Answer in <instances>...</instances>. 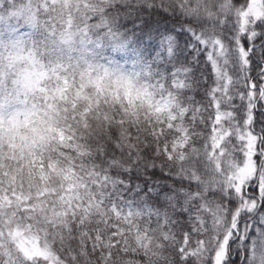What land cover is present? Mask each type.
I'll return each mask as SVG.
<instances>
[{
    "label": "snow or ice",
    "instance_id": "obj_1",
    "mask_svg": "<svg viewBox=\"0 0 264 264\" xmlns=\"http://www.w3.org/2000/svg\"><path fill=\"white\" fill-rule=\"evenodd\" d=\"M26 8L13 26L16 38L7 46L0 41V126L37 121L52 105L68 117L65 126L72 123L85 136L86 125L107 128V148L97 145L93 164L96 180H102L91 185L98 203L90 205L88 196L67 214L71 231L62 229L59 238L64 264H242L241 257L243 264H264V0H26ZM126 20L140 27L129 33ZM65 31L73 41L64 42ZM82 37L92 50L86 60L103 59L108 67L73 53ZM21 49L28 57L26 66L17 67ZM177 68L191 71L173 76ZM99 76L126 85L168 115L143 136L128 126L120 104L115 107L121 115L113 113L109 122L103 115L109 97L92 87L84 89L87 99L76 94L87 79ZM189 83L199 90V101L188 98ZM36 126L38 137L47 130ZM65 135L73 136L69 143L83 139L67 127ZM184 137L188 142L180 147ZM229 153L241 167L250 155L254 172L241 176L226 165ZM25 159L49 174L64 158L37 138ZM23 164L17 161L18 168ZM9 171L0 162V203L17 196L21 202L28 196V204L46 199L38 195L43 188L26 193L11 183ZM175 175L179 188L154 183ZM125 186L131 206L121 197ZM185 187L187 192L180 190ZM63 191L47 193L53 197L48 204ZM130 233L153 242L130 243ZM0 240L11 241V226ZM8 246L10 254L0 251V264L43 260H29L18 248L12 252L14 243Z\"/></svg>",
    "mask_w": 264,
    "mask_h": 264
},
{
    "label": "trees",
    "instance_id": "obj_2",
    "mask_svg": "<svg viewBox=\"0 0 264 264\" xmlns=\"http://www.w3.org/2000/svg\"><path fill=\"white\" fill-rule=\"evenodd\" d=\"M228 3H231V0H227ZM26 6V0H0V11L3 15V21L9 20L12 22H15L17 20V17L21 15L22 13L27 11ZM145 18H148L145 16ZM154 19L159 20L160 17L156 16ZM182 19H184L182 17ZM124 23L127 25V30L129 33L132 31H136L140 24L137 22L136 24H133L131 21H124ZM166 24L171 23V19L169 21L165 22ZM123 31V29H122ZM137 35H140V33L137 31ZM65 43H69L73 41V36L70 35L67 31H65L62 34L61 37ZM89 40H85L83 37L80 39L77 43L79 45H82L78 48H73V53L76 52L82 53L81 59L86 63H95L99 62V60H86V57L91 55L92 50L88 48L87 43H89ZM191 48V46H190ZM201 50L200 52H197L196 55L199 56L202 54ZM26 54V53H25ZM28 57V54H26V57H23L22 62H26ZM195 59V57H193ZM73 64L76 63L75 60L72 61ZM19 67V66H17ZM175 70H179L182 73V76L186 75L191 71V69L187 68H177ZM174 70V71H175ZM56 73H52V77L54 78ZM189 80H193L194 77L188 76ZM98 85V79L97 77L89 78L85 81V83L81 84V88L77 91L78 97H83L87 99V96L84 95V89L88 87H92L95 89V92L99 94L100 97L107 96L109 97V108L107 112H104V118L108 120L109 122H112L113 120V113H116L117 117L121 115L120 112L117 111L115 105L120 104L121 109H123V116L124 120L128 121V126L132 127L133 129H138L141 131L142 136L144 133H148V130L150 127H158L156 122H158V119L150 113L148 109H144L141 107H132L131 103L132 101H129L127 98L122 97L121 99L117 96L108 93V91H104L100 88ZM11 85H9V88ZM71 85L67 86L65 89H63L60 93H58L60 96L63 97V92L67 91L68 88H70ZM189 89L191 91L188 92V98L191 99L192 96H196L197 101H199V95H197V92L199 91L197 88L193 86L192 83H189L188 85ZM66 98V97H65ZM99 101H97L98 103ZM125 102L126 105L125 106ZM136 103L138 101H135ZM138 104H141V102H138ZM143 106V105H142ZM50 111L48 114H46L45 117L38 119L37 121H34L32 123H24L19 125L18 131H15L12 127L3 128L0 130V162L6 163L9 166L10 171L8 172L9 178L11 183L16 185H22L23 190L26 193H29L31 190L43 188L42 191L38 192V195L40 197H49L51 195L44 194V191L46 188L43 187L44 184L47 183L49 178L48 174L43 176V171H36V164L33 161L31 166H28L26 161V156L31 155L33 152V149L37 147V138H39L40 142L45 145H51V150L59 152L60 157H63L64 159L60 160V163L64 164L63 167H69L72 165L77 171V181L79 183H85V188L87 189L88 196H92V200L89 201L90 205L97 204L96 196L92 192L91 185L102 183V180L98 182L96 180V177L99 175L98 172L95 171L93 168V164L95 162V155H96V147L98 144L105 145V150L107 148V145L104 140V134L107 132V128L101 129L99 125H97L94 129L91 128L90 125H86L90 128V132L87 136L84 135L82 132H77V128L72 127V123H69L67 126H65L64 121L68 119V117L62 115L54 106L50 105ZM73 108L76 107L75 104L72 106ZM87 111V110H86ZM142 112H146L145 115ZM137 114V116H134ZM83 118V117H82ZM156 121V122H155ZM72 122H75L78 124V122L75 121V116L72 117ZM37 123H41L42 127H46V132L41 135L37 136L38 134V128ZM65 127L70 129L74 134L82 136V140H75L72 143H69V141L73 140V136H67L65 140H60L59 136V130H64ZM127 130V129H125ZM142 138V137H141ZM56 143H53V142ZM188 142V141H187ZM57 144H62L65 150L70 151H64L60 152L59 148L57 147ZM184 158V154L182 153V157L180 159ZM67 161L65 163L64 161ZM103 160V154H101L100 157L96 158V162L100 163ZM17 161H24V164L21 165V167H17ZM86 161V162H85ZM112 176L118 179L117 173L115 170L112 171ZM49 177L51 175L49 174ZM179 175H175L173 177H165V178H158L154 181V183L157 185V188L160 186H167V187H174L179 188V185L174 184V180H179ZM47 181V182H46ZM189 179L187 177L184 178V184H189ZM136 183H140L137 181ZM142 186V185H141ZM195 187V185H192ZM48 188V187H47ZM91 190V191H90ZM183 192H187V187L180 189ZM99 191V188L97 189ZM126 186L125 189H121V197L127 202L129 206L133 205V198L132 194H126ZM121 197H114L115 199H119ZM53 198V197H51ZM7 199V198H5ZM191 197H189V200ZM28 200V196L24 197V202H21V199L19 196L16 197V200L14 201H8L7 204L0 203V229H5L6 224L8 223V220H12L13 222H20V224L25 228L27 232H29L30 225H35V232L40 234L41 236H45L49 233V237L47 240H50L52 243V253L50 258L53 259L54 264H64V260L61 258L65 256L66 250L61 247L59 243V238L64 235L65 233L62 232V229L71 231V223L68 219L67 212H71L72 210H66V206L61 205L60 198L58 197L54 204L51 206L48 204L49 200L52 199H40L37 200L35 203L28 204L26 201ZM83 202V199H82ZM82 202L79 206H76L77 209L82 207ZM151 203V202H150ZM188 201H185V205H187ZM121 206H124L123 204ZM53 207L55 211L57 212L56 216H52V212H50V208ZM67 211V212H66ZM49 217L46 218L50 222H55L56 226H51L48 228V230L45 229V225L41 226L43 223L40 222L41 218H43V213H47ZM8 216V217H6ZM66 216V217H65ZM6 217V218H5ZM37 217H40V219H37ZM45 218V216H44ZM65 219L66 223H69L68 226L66 223H61L60 221L62 219ZM74 218V217H73ZM29 221H32L31 223ZM60 222V224H59ZM30 224V225H29ZM30 228V229H29ZM34 231V229L32 230ZM1 232V230H0ZM140 240H145L146 244L149 242H153L150 237H144L143 235H133L130 233L128 237V241L130 243H134ZM54 241L55 244H54ZM67 243V241H65ZM0 246L1 240H0ZM4 253V251H2ZM235 256V253H233ZM50 258L47 259V261H50ZM243 261V260H242Z\"/></svg>",
    "mask_w": 264,
    "mask_h": 264
},
{
    "label": "rangeland",
    "instance_id": "obj_3",
    "mask_svg": "<svg viewBox=\"0 0 264 264\" xmlns=\"http://www.w3.org/2000/svg\"><path fill=\"white\" fill-rule=\"evenodd\" d=\"M26 7V6H25ZM253 8L256 9V5H253ZM258 14H259V9H256ZM3 15L1 14L0 11V41L4 42V45L7 46L12 40H14L15 34L13 33V26H15L17 20L15 22L6 20L3 21ZM82 39V38H81ZM88 44V43H87ZM87 46V45H85ZM23 57H26V54L23 49L18 51L16 53V66H26L25 62H22ZM123 64V62H121ZM97 65H104L105 67H108L109 65L105 64V61L103 59L99 60L97 62ZM177 73H182L179 70L173 71L172 75L175 76ZM98 79V85L100 86L101 89L104 91H108V93L114 95L115 97H119L120 99L122 97L127 98L129 102L131 103L132 107H141L144 109H148L151 114H153L157 119L158 122L156 124L159 126L160 123L163 122L164 117L168 115L166 109L161 106L153 107V105L149 102L148 99L141 95L135 94L130 88H128L126 85L116 81L112 80L109 78H106L104 76H99L97 77ZM69 86V85H67ZM66 86V87H67ZM65 87V88H66ZM135 101L141 102V104L136 103ZM143 105V106H142ZM135 107V108H136ZM144 115L145 113L142 112ZM134 116H137L135 114ZM170 119H175V116H170ZM24 124V123H23ZM19 125L21 124H15L11 126L15 131H18L17 128H19ZM3 128H8L7 126H0V130ZM183 128V124H178L177 125V130H181ZM186 131V129H184ZM59 136L60 140H65L67 136L65 135L64 130H59ZM188 139L187 137L183 138V142L179 144L180 147L183 146V143H187ZM251 147V145H250ZM175 150V148H174ZM180 157H182V153H180ZM216 164L217 167L219 168L220 165V158L217 157L216 159ZM226 165H230L232 168H238L240 175L241 176H247L254 172V166L251 162V156L249 155V161L248 164L245 166H240L237 160H234L232 158L231 153H229L228 159L225 161ZM64 164L60 163V167L58 168H53L51 173V177H49L48 174V188L46 187L44 194L46 192L50 191H55L58 189H64L63 194L59 196L61 205L66 206V210H73V204L76 206H79L80 203H76L77 201L82 202V199L85 200L88 197L87 194V189L85 188L86 184L85 183H79L77 181V171L72 165L69 167H63ZM207 166V165H206ZM45 173H43V176L45 177ZM91 191V190H90ZM52 196H49L46 198L48 199H53L51 198ZM50 212H52V216H56L57 212L53 207L50 208ZM67 212V211H66ZM69 212H67L68 214ZM47 213H43V218H41L40 222L42 221L43 224L46 226L45 229L48 230L49 227L51 226H56L55 222H50L48 219L49 216ZM67 216V215H66ZM65 216V217H66ZM8 217V216H6ZM5 217V218H6ZM66 219V218H65ZM65 219L63 218L60 222L61 223H66ZM59 222V224H60ZM69 223H66L68 226ZM30 225V224H29ZM9 226H11V241H5L1 240V245L0 246V251H4V254H10L9 253V243H14L15 247L12 249V252H15V250L18 248L22 253L23 256L28 258L29 260H32L34 257H43L42 261H34V264H44V261H47L48 258H50L51 253H52V243L50 240H47L49 237V233L46 234L45 236H41L40 234L35 232V225H30V230L27 232L25 228L20 224V222H13L12 220H8V223L5 226V229H2L0 232V237L4 236L6 233L9 232ZM34 229V231H32ZM243 258L241 257V261ZM47 264H54V261L52 258H50V261H47ZM243 264V261H242Z\"/></svg>",
    "mask_w": 264,
    "mask_h": 264
}]
</instances>
